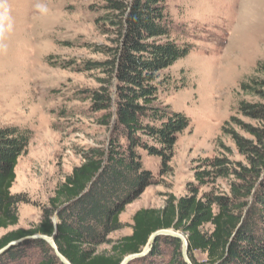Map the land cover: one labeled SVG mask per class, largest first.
Instances as JSON below:
<instances>
[{
  "label": "trees",
  "instance_id": "16d2710c",
  "mask_svg": "<svg viewBox=\"0 0 264 264\" xmlns=\"http://www.w3.org/2000/svg\"><path fill=\"white\" fill-rule=\"evenodd\" d=\"M100 1L103 14L95 28L106 43L92 52L102 60L84 62L82 71L96 82L87 100L92 113L103 114L107 139L82 152V163L56 187L36 225L0 237V251L20 242L0 255V264H61L46 242L22 241L35 235L54 237L70 264H120L140 254L158 231L182 235L191 264H264V62L240 84L237 113L221 129L233 148L219 139L215 155L193 169L186 195L136 211L131 234L110 240L123 228L125 207L154 182L141 152L160 158V173L166 174L189 126L161 95L172 88L164 72L190 47L174 38L164 0ZM29 141L27 130L0 127V231L17 227V205L27 203L10 190ZM129 264L187 263L178 238L157 236L148 253Z\"/></svg>",
  "mask_w": 264,
  "mask_h": 264
},
{
  "label": "rangeland",
  "instance_id": "374dc122",
  "mask_svg": "<svg viewBox=\"0 0 264 264\" xmlns=\"http://www.w3.org/2000/svg\"><path fill=\"white\" fill-rule=\"evenodd\" d=\"M164 2L174 38L190 51L164 72L172 88L161 101L189 126L166 174L160 158L141 152L154 182L125 207L112 241L131 234L136 211L186 195L193 169L215 155L219 139L231 147L221 129L237 113L240 84L264 62V0ZM103 6L100 0H0V127L30 133L10 190L27 203L17 205V227L0 237L36 225L56 187L82 163V152L107 139L103 114L92 113L87 100L96 82L82 71L84 62L102 60L92 47L106 43L95 28Z\"/></svg>",
  "mask_w": 264,
  "mask_h": 264
},
{
  "label": "water",
  "instance_id": "95a60500",
  "mask_svg": "<svg viewBox=\"0 0 264 264\" xmlns=\"http://www.w3.org/2000/svg\"><path fill=\"white\" fill-rule=\"evenodd\" d=\"M53 223H54V226L56 227V224H57L56 217L53 218ZM157 236H173V237L178 238L182 242V257L187 264H191V262L189 261V259L187 257L188 245H187L186 239L182 235L174 233L172 231L155 232L154 234L151 235V237L148 240L147 246L144 248V250L140 254L129 255L126 258H124V260L120 264H129L130 262L134 261L135 259L140 258L142 256H145L148 253V251L150 250V246L152 245V243L154 242V240ZM25 240H41V241L46 242L53 249L56 257L59 259L61 264H70L58 253V250L54 244V237H45V236H41V235H35V236L30 237V238H26L22 241H25ZM18 243H20V242H15L13 244H10L9 246H7L6 248H4L3 250L0 251V255L3 254L10 247L17 245Z\"/></svg>",
  "mask_w": 264,
  "mask_h": 264
}]
</instances>
